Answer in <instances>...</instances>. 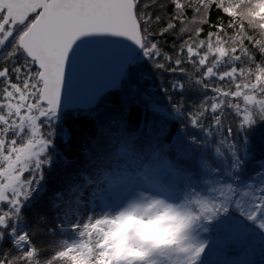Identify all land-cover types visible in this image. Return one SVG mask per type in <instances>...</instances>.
<instances>
[{
    "label": "snow or ice",
    "instance_id": "snow-or-ice-1",
    "mask_svg": "<svg viewBox=\"0 0 264 264\" xmlns=\"http://www.w3.org/2000/svg\"><path fill=\"white\" fill-rule=\"evenodd\" d=\"M96 44L111 81L68 102L69 69ZM133 104L154 119L130 131ZM78 140L77 164L59 149ZM125 171V194L99 200ZM131 217H170L171 242L131 233L120 251ZM233 220L264 246V0H0V264H204V234Z\"/></svg>",
    "mask_w": 264,
    "mask_h": 264
},
{
    "label": "trees",
    "instance_id": "trees-1",
    "mask_svg": "<svg viewBox=\"0 0 264 264\" xmlns=\"http://www.w3.org/2000/svg\"><path fill=\"white\" fill-rule=\"evenodd\" d=\"M218 20V15L215 11L212 13V23L215 24ZM204 31L209 30L208 25H204ZM168 43L164 45L165 48H170L172 39L166 37ZM167 74H165V77ZM153 82L156 85L154 91L159 93V85L164 82V77L156 76L153 77ZM159 98L167 103L163 97V93H159ZM199 94L193 90L187 91L186 102L191 104L198 100ZM122 94L119 91L109 93L107 97V108H119ZM129 121V130L134 131L138 126L142 127L146 122L153 121V114L148 111L146 112L140 104H133L126 113ZM157 121L159 117H156ZM179 127V121L169 122V134L165 138L166 142L174 143L178 136L177 129ZM182 127V126H181ZM75 128L79 132L84 130L85 134H89L93 125L85 121H78L75 123ZM178 150V146H177ZM59 151L67 155L70 159L74 160L77 164L80 162V141L78 140L72 147L61 146ZM123 167V166H121ZM131 176V173L125 171L124 173L116 174V185L127 183V180L122 177ZM154 177L160 181H166L169 185L175 187L179 183V179L175 176H170L167 169L163 166H159L155 169ZM52 183H55L53 179ZM101 190V189H100ZM100 190L98 192H100ZM97 194V193H96ZM95 194V195H96ZM213 232L216 234V242L213 244V249L208 248L204 256V264H264V246L259 244V241H252L246 236L243 230L239 227L237 221H229L220 224L213 228ZM41 244L45 249L49 245L44 239L41 240Z\"/></svg>",
    "mask_w": 264,
    "mask_h": 264
},
{
    "label": "water",
    "instance_id": "water-1",
    "mask_svg": "<svg viewBox=\"0 0 264 264\" xmlns=\"http://www.w3.org/2000/svg\"><path fill=\"white\" fill-rule=\"evenodd\" d=\"M112 52L104 44L92 45L81 51L75 67L69 69L68 102L79 94L105 88L111 81L113 65Z\"/></svg>",
    "mask_w": 264,
    "mask_h": 264
},
{
    "label": "rangeland",
    "instance_id": "rangeland-1",
    "mask_svg": "<svg viewBox=\"0 0 264 264\" xmlns=\"http://www.w3.org/2000/svg\"><path fill=\"white\" fill-rule=\"evenodd\" d=\"M126 188L127 183L118 186L115 185L110 189L101 188L96 196L101 201H106L109 198L112 200H118L125 194ZM220 224L222 223L214 224L211 226L209 233L204 234L208 239V248L213 249L212 246L216 242V234L213 232V228ZM174 230L175 221L170 217H161L151 222L142 220L138 217H131L120 226L119 230L114 234L113 239L119 250L123 252L128 251L127 245L131 233L139 235L144 240L156 241L162 234L165 235L166 239H171ZM132 251L133 254H139L137 250Z\"/></svg>",
    "mask_w": 264,
    "mask_h": 264
},
{
    "label": "clouds",
    "instance_id": "clouds-1",
    "mask_svg": "<svg viewBox=\"0 0 264 264\" xmlns=\"http://www.w3.org/2000/svg\"><path fill=\"white\" fill-rule=\"evenodd\" d=\"M156 241H157L158 244L159 243H170L171 242L170 239H166L165 238V235L164 234H162L161 237L158 238Z\"/></svg>",
    "mask_w": 264,
    "mask_h": 264
}]
</instances>
